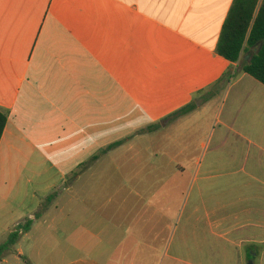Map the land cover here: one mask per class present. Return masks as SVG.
<instances>
[{
    "label": "crops",
    "instance_id": "crops-1",
    "mask_svg": "<svg viewBox=\"0 0 264 264\" xmlns=\"http://www.w3.org/2000/svg\"><path fill=\"white\" fill-rule=\"evenodd\" d=\"M234 1L0 0V245L33 221L0 264H33L53 209L41 264H264L257 52H217Z\"/></svg>",
    "mask_w": 264,
    "mask_h": 264
},
{
    "label": "trees",
    "instance_id": "trees-1",
    "mask_svg": "<svg viewBox=\"0 0 264 264\" xmlns=\"http://www.w3.org/2000/svg\"><path fill=\"white\" fill-rule=\"evenodd\" d=\"M253 50L257 53L249 63H244L243 71L264 85V0H235L224 25L217 52L227 61L238 63L242 54ZM192 110L193 107L183 113ZM7 123L8 115L0 109V143ZM37 217L40 218V215ZM32 226V220L20 224L6 242L0 245V263L4 255L16 246L21 236L28 233Z\"/></svg>",
    "mask_w": 264,
    "mask_h": 264
},
{
    "label": "rangeland",
    "instance_id": "rangeland-1",
    "mask_svg": "<svg viewBox=\"0 0 264 264\" xmlns=\"http://www.w3.org/2000/svg\"><path fill=\"white\" fill-rule=\"evenodd\" d=\"M32 177V175H28L27 176V178L29 179V178H31ZM66 200L68 201V198H66ZM63 210V207L62 206H60L59 207V210H57V224H58V222L61 220V218H62V215L65 213V212H68V206H67V208H65V210L64 211H62ZM56 216V212H55V209H53L52 210V212L48 215V219L46 220V225L44 224L43 225V227H42V229H41V231L40 230H35L34 231V233H33V238H34V241L35 242H37V247H36V251L31 255V262L33 263V264H41V262L43 261H45V262H47V263H49V262H52L53 261V259H55L54 258V256L52 255V254H41V255H38L39 253V251L41 250V251H44L45 252V250H47V248H49L48 246L49 245H43V243L42 242H39V239H41L42 237L44 238L45 236H46V233L47 232H50L51 231V229L54 227V217ZM48 229H50V230H48ZM52 236H49V238H50V243L53 241L52 240V238H51ZM57 237H59V236H57ZM191 241V240H190ZM192 242V241H191ZM51 246V248H52V244L50 245ZM189 246H190V248H191V244H189ZM48 250H52V249H48ZM66 256H57V263H60V262H62L63 261V259L65 258ZM196 256H193V255H190V258L192 259V258H195ZM200 258H203V256H200ZM4 264H25L24 262H20V263H16V262H14L13 261V259H12V261L9 263H4Z\"/></svg>",
    "mask_w": 264,
    "mask_h": 264
},
{
    "label": "water",
    "instance_id": "water-1",
    "mask_svg": "<svg viewBox=\"0 0 264 264\" xmlns=\"http://www.w3.org/2000/svg\"><path fill=\"white\" fill-rule=\"evenodd\" d=\"M246 60H248V58Z\"/></svg>",
    "mask_w": 264,
    "mask_h": 264
}]
</instances>
